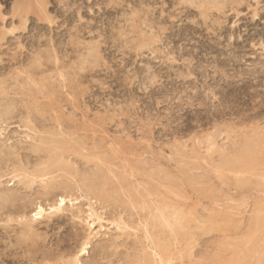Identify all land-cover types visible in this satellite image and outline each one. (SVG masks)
Listing matches in <instances>:
<instances>
[{
	"label": "rangeland",
	"instance_id": "obj_1",
	"mask_svg": "<svg viewBox=\"0 0 264 264\" xmlns=\"http://www.w3.org/2000/svg\"><path fill=\"white\" fill-rule=\"evenodd\" d=\"M262 138L264 0H0V264H264Z\"/></svg>",
	"mask_w": 264,
	"mask_h": 264
},
{
	"label": "bare ground",
	"instance_id": "obj_2",
	"mask_svg": "<svg viewBox=\"0 0 264 264\" xmlns=\"http://www.w3.org/2000/svg\"><path fill=\"white\" fill-rule=\"evenodd\" d=\"M262 139H264V138H262ZM261 142V141H260ZM62 146V145H61ZM260 147V146H259ZM244 148V147H243ZM247 148V147H246ZM245 151V150H244ZM252 151V150H251ZM254 152L256 151L255 149L253 150ZM250 152V151H249ZM254 152H252L253 153V155L255 156L257 153H255L254 154ZM239 153V152H238ZM251 153V152H250ZM249 153V154H250ZM240 154V153H239ZM243 157H245V156H243ZM249 157V156H248ZM252 157V156H251ZM260 157V156H259ZM54 158V157H53ZM69 159H70V157H69ZM243 159V158H242ZM258 159V158H257ZM261 159V158H260ZM235 161V160H234ZM249 161H250V159H249ZM254 161H255V159H254ZM258 161H259V159H258ZM50 162V161H49ZM242 162V161H241ZM248 162V161H247ZM249 163H251V162H249ZM256 163V162H255ZM237 165H235V167H236ZM245 166V165H244ZM46 167V166H45ZM141 167V166H140ZM55 169V168H54ZM63 169V168H62ZM225 170H226V168H224ZM50 171V170H49ZM52 171V170H51ZM53 171H55V170H53ZM67 171V170H66ZM96 171V170H95ZM63 172V171H62ZM252 172V171H251ZM29 175V174H28ZM51 176H53V175H51ZM44 177V176H43ZM52 178V177H51ZM45 179V178H44ZM47 179V178H46ZM175 179V178H174ZM225 179V178H224ZM41 180V179H40ZM163 180V179H162ZM96 181V180H95ZM32 182H34V181H32ZM31 182V183H32ZM49 182V181H48ZM232 182V181H231ZM45 183V182H44ZM31 187V186H30ZM49 187V186H48ZM96 187V186H95ZM180 190V189H179ZM172 191V190H171ZM52 195V194H51ZM101 196V195H100ZM170 198V197H169ZM67 199V198H66ZM65 198H61L60 199V201H59V203H58V205L56 206V207H52V211H53V213L54 212H61L62 211V209H63V207L66 205V200ZM53 204V203H52ZM51 209V208H50ZM45 209L43 208V207H39V211L37 212V214L35 215V218L36 219H41V218H43L44 217V214H45ZM221 216V215H220ZM164 218V217H163ZM28 224V223H27ZM33 225V224H32ZM258 228V227H257ZM256 229V228H255ZM260 229V228H259ZM254 230V229H253ZM255 237V236H254ZM253 238V237H252ZM90 241V240H89ZM86 245V244H85ZM88 249H89V245H87L86 246V248H85V246H84V249L82 250V255H85V254H87L88 253ZM166 250V249H165ZM243 250V249H242ZM247 250V249H246ZM243 253V252H242ZM246 253V252H245ZM249 253V252H248ZM241 255V254H240ZM247 255V254H246ZM238 257H241V256H239L238 255ZM77 263V262H76ZM141 263V262H140ZM143 264V263H142Z\"/></svg>",
	"mask_w": 264,
	"mask_h": 264
}]
</instances>
